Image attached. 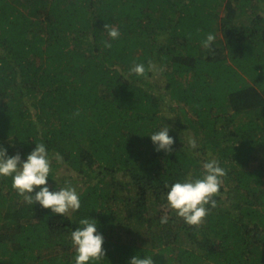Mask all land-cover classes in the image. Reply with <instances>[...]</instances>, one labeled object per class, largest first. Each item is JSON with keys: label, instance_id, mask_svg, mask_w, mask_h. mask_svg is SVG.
<instances>
[{"label": "trees", "instance_id": "16d2710c", "mask_svg": "<svg viewBox=\"0 0 264 264\" xmlns=\"http://www.w3.org/2000/svg\"><path fill=\"white\" fill-rule=\"evenodd\" d=\"M106 23L121 30L111 48ZM134 61L163 71L129 74ZM165 123L173 152L147 135ZM35 142L53 176L75 173L81 209L32 206L0 178V264H73L70 232L88 214L104 236L92 264L142 251L156 264H264V0H0V145L23 156ZM210 157L226 169L217 206L185 224L165 182Z\"/></svg>", "mask_w": 264, "mask_h": 264}, {"label": "clouds", "instance_id": "9594fccd", "mask_svg": "<svg viewBox=\"0 0 264 264\" xmlns=\"http://www.w3.org/2000/svg\"><path fill=\"white\" fill-rule=\"evenodd\" d=\"M107 35L110 39L104 41L105 48L112 47V41L118 40L121 36L119 27L106 23ZM214 33L209 32L202 41L205 48H210L215 41ZM151 71L155 75L162 72L149 63L146 68L143 62H133L128 69L129 74L142 77L146 72ZM171 125L156 128L147 135L150 137L154 150L173 152L175 138L170 134ZM190 149L197 148V139L193 136L188 138ZM62 156L57 153V160ZM226 169L221 161L210 157L203 161L202 169L198 175L186 176L173 181H166L167 192L165 198L168 206L175 210V214L183 219L188 225H200L217 206L213 197L220 191ZM11 178V187L23 197L30 205L39 204L42 208L50 209L51 213L63 216L69 212H77L81 209V194L69 181H59L52 174V161L48 145L44 142H35V146L24 153L20 152L9 155L7 148L0 145V178ZM56 183L49 185V178ZM169 217L162 215L161 224H167ZM99 222L91 215H83L78 219L76 227L70 232L71 245L74 248L73 264H92L93 261H100L105 256L102 247L104 236L98 230ZM137 252L127 264H156L154 253L142 251Z\"/></svg>", "mask_w": 264, "mask_h": 264}, {"label": "rangeland", "instance_id": "374dc122", "mask_svg": "<svg viewBox=\"0 0 264 264\" xmlns=\"http://www.w3.org/2000/svg\"><path fill=\"white\" fill-rule=\"evenodd\" d=\"M51 161H52V164H53V160L52 159H51ZM55 177L59 181H61V182L65 181V180H67V181H69V180L70 181H74V179L76 178V175H75V173H73L72 171H70L68 169V166L67 165H62L61 167H59V168H57L55 170ZM69 212H72L73 213V211H71V210H69Z\"/></svg>", "mask_w": 264, "mask_h": 264}]
</instances>
